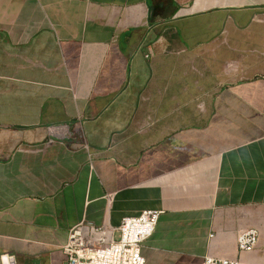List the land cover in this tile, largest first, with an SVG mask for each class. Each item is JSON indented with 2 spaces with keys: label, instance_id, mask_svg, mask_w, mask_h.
<instances>
[{
  "label": "crops",
  "instance_id": "0c3cea01",
  "mask_svg": "<svg viewBox=\"0 0 264 264\" xmlns=\"http://www.w3.org/2000/svg\"><path fill=\"white\" fill-rule=\"evenodd\" d=\"M144 210L146 264L250 228L264 264V0H0V257L65 264Z\"/></svg>",
  "mask_w": 264,
  "mask_h": 264
},
{
  "label": "built area",
  "instance_id": "2783aa9c",
  "mask_svg": "<svg viewBox=\"0 0 264 264\" xmlns=\"http://www.w3.org/2000/svg\"><path fill=\"white\" fill-rule=\"evenodd\" d=\"M64 129L65 126L50 128L53 135ZM62 135L66 134L63 132ZM163 213L162 210H144L137 216L124 217L118 227H98L81 222L71 229L68 241L62 247L65 264H146L142 254L143 245L155 233ZM259 243L260 233L257 229L241 230L237 235L238 257L208 254L200 264H243V254L254 252ZM0 261L1 264H16L14 256L8 254L1 255Z\"/></svg>",
  "mask_w": 264,
  "mask_h": 264
}]
</instances>
